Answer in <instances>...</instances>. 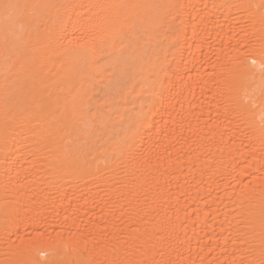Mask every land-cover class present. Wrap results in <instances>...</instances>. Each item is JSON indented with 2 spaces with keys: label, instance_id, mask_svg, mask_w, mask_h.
Listing matches in <instances>:
<instances>
[{
  "label": "bare ground",
  "instance_id": "6f19581e",
  "mask_svg": "<svg viewBox=\"0 0 264 264\" xmlns=\"http://www.w3.org/2000/svg\"><path fill=\"white\" fill-rule=\"evenodd\" d=\"M3 3L0 264H260L264 0Z\"/></svg>",
  "mask_w": 264,
  "mask_h": 264
},
{
  "label": "snow or ice",
  "instance_id": "6c2138e0",
  "mask_svg": "<svg viewBox=\"0 0 264 264\" xmlns=\"http://www.w3.org/2000/svg\"><path fill=\"white\" fill-rule=\"evenodd\" d=\"M0 7H2L5 10V12H8V10L16 9V8H19L20 6L15 5V4H10V3H3V4H0ZM253 63H255V61H253ZM261 68L264 69V64L261 65ZM260 264H264V254H262V259L260 261Z\"/></svg>",
  "mask_w": 264,
  "mask_h": 264
}]
</instances>
